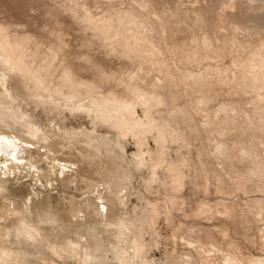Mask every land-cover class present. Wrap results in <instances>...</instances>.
Here are the masks:
<instances>
[{"label":"rangeland","instance_id":"obj_1","mask_svg":"<svg viewBox=\"0 0 264 264\" xmlns=\"http://www.w3.org/2000/svg\"><path fill=\"white\" fill-rule=\"evenodd\" d=\"M0 27L81 105L0 61V128L38 172L0 155V264H264V0H0Z\"/></svg>","mask_w":264,"mask_h":264},{"label":"bare ground","instance_id":"obj_2","mask_svg":"<svg viewBox=\"0 0 264 264\" xmlns=\"http://www.w3.org/2000/svg\"><path fill=\"white\" fill-rule=\"evenodd\" d=\"M5 29L0 27V61L6 65L8 70L11 73H13L16 76V78H20L23 80V82H26V84L29 85L28 86L29 88L36 90L40 96H43L44 98L47 99V101L53 103L56 108L67 107V108L78 109L79 107H81V105H79L77 101H74V98L67 96L62 91H60V89L56 90V91H51L49 89V87L47 86L48 85L47 80H46L47 78L44 77L45 75L43 76L41 71H39L38 69L35 71L32 70L33 66H31V63L29 62V58H27V56L25 55V51H27L28 49L24 50V48L27 46V41H28L27 36L26 35L21 36L20 34L15 33L16 31L10 32V31L5 30ZM43 68H44V66H43ZM48 68H49V66H48ZM73 68L70 66L62 67L63 77H64V80L66 82L74 81V72L75 71L73 70ZM49 81H51V80H49ZM59 84L61 85V82ZM55 88H56V86H55ZM58 88H59V85H58ZM72 88H74V87H72ZM45 92H51V93L45 94ZM98 107H100V106L98 105ZM101 107H102V105H101ZM101 109L102 110H100V111H103V107ZM102 116H105V115H102ZM119 124H121V123H119ZM7 125H8V122H7ZM120 126H121V128L123 127V129L125 131H130V129H131L130 127L133 126V123H128V122L124 121ZM141 130H144L143 126H142ZM7 131H8V129H1L0 128V155L9 154L11 157V160L9 161V164L7 166H1V168H2L1 171L3 172V174L5 172H8L9 170H11V171L14 170L15 172H18L17 169H13L14 167L18 168L19 171H23L24 173H27V174L28 173H30V174L33 173L35 175L38 174L37 169L34 170V166H33V168L25 167V166H28L29 164H27L24 160H22V157H20V154H18V153H20L21 147H23V148L28 147L29 146L28 144L33 143L32 142L33 140H31L30 138L24 137L21 133L15 134V133L11 132V134H12L11 135L9 133V131L8 132ZM94 138H91L92 140L89 138L90 141H88V139H87V141H84L82 139L81 144H82V146H83V144H86L89 147L90 146L96 147V148H94V150L96 151L97 155L95 156V154H94V156H95L94 158L96 159V161L101 163L102 161H105V159H103L104 158V156L102 154L103 152L101 151L102 144L100 145V142ZM67 140H68V138H67ZM71 143H74V142H71ZM31 145H33V144H31ZM79 146H81V145H79ZM84 150H87V152H88L89 149H84ZM84 154H85V152H84ZM62 169H64V168H62ZM99 171H100V173H99L100 175H108L109 179H110V177H116V174H117L116 168L111 163H109L108 165H104L103 167L101 166V169ZM13 172H12V174H16ZM19 173H21V172H19ZM60 173L62 175L64 172L62 171ZM103 177H105V176H103ZM5 178H6V176H4V175L1 176V173H0V180L4 179L6 181ZM0 183H1V181H0ZM2 187H4V186L2 185L1 188ZM2 199H3V197H2Z\"/></svg>","mask_w":264,"mask_h":264}]
</instances>
